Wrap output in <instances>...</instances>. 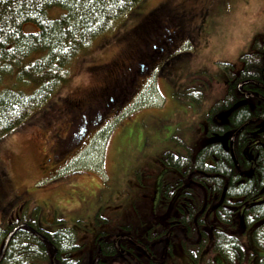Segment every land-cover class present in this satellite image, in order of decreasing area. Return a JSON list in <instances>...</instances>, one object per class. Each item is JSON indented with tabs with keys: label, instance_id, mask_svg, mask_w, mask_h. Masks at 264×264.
I'll list each match as a JSON object with an SVG mask.
<instances>
[{
	"label": "rangeland",
	"instance_id": "1",
	"mask_svg": "<svg viewBox=\"0 0 264 264\" xmlns=\"http://www.w3.org/2000/svg\"><path fill=\"white\" fill-rule=\"evenodd\" d=\"M158 6L157 11L163 7L199 11L194 23L205 9L206 20L194 41L186 35V42L175 48L172 61L160 64L161 60L144 72L146 77L138 83L141 90L127 97L119 110H108L100 118L89 109L92 121L75 146L84 111L74 102L81 99L79 94L84 98L91 88L102 85L107 71L103 66L133 53L135 26ZM189 18L186 15L184 22ZM168 31L172 34L173 28ZM263 35L264 0H142L70 63L58 94L0 140V167L7 178L0 183L7 190L0 222L25 217L39 206L42 226L75 230L83 248L73 255L94 260L99 232L117 233L123 225L140 226L152 216L161 176L171 179L178 173L163 163L161 154L183 152L202 138L205 114L223 95L229 70L239 69L241 55ZM92 66L100 67L93 71ZM217 120H224L223 115ZM56 143L54 159H46L49 146ZM251 250L254 257L247 264H257L264 249L252 244ZM173 251L176 259L169 258L166 264H208L204 258L192 259L177 241ZM215 264H224L218 254Z\"/></svg>",
	"mask_w": 264,
	"mask_h": 264
},
{
	"label": "trees",
	"instance_id": "2",
	"mask_svg": "<svg viewBox=\"0 0 264 264\" xmlns=\"http://www.w3.org/2000/svg\"><path fill=\"white\" fill-rule=\"evenodd\" d=\"M141 1L0 0V140L58 94L70 63ZM240 59V70L230 72L223 95L205 114L202 138L183 152L161 154L178 173L161 176L148 220L99 232L96 257L86 260L73 255L83 248L77 232L48 230L37 206L10 219L24 224L3 242L0 264H166L176 259V241L208 264H215L216 254L224 264L251 262L252 244L264 249V35ZM6 180L0 167V183ZM6 191L0 187V205ZM10 220L0 222L2 236Z\"/></svg>",
	"mask_w": 264,
	"mask_h": 264
},
{
	"label": "flooded vegetation",
	"instance_id": "3",
	"mask_svg": "<svg viewBox=\"0 0 264 264\" xmlns=\"http://www.w3.org/2000/svg\"><path fill=\"white\" fill-rule=\"evenodd\" d=\"M157 8L159 9V6L150 11L135 26V31L138 30V33L135 35L134 43L132 45V49H134L132 51L133 53L127 54L123 57H117L116 60L112 61L110 67L103 66L102 68L107 71L104 73L105 79L102 85L93 87L92 95L76 101V104H78L75 105L77 106L76 108L79 111H84L82 117L83 125L81 126L88 125L92 121L91 111L97 112L98 116L101 118V116L104 113H107L108 110L109 112L111 110H119L127 97L132 95L136 90H141V83L139 85L138 83L140 80L142 82V79L146 77H144V72H148L151 66H155L156 63L161 60L162 62L160 64H164L170 60L172 61L175 55V53L173 54L175 48L183 42H186V35L191 38L190 41H194L197 32L203 26L202 23L206 20L205 9L204 12H202L201 19H198L199 22L194 23V16L199 14V11L192 12L186 11L185 9L179 10L178 8L170 9V7H163L160 11H157ZM188 12L193 14H189ZM186 15H190V18L187 22H184ZM188 25L190 27L189 29ZM161 28L167 31V34L165 33L166 35L160 31ZM170 28H173L172 34H169L168 30ZM159 35H161L163 39H160ZM240 68L241 66L238 70H228L232 73H237ZM70 121L71 120H69V126L72 124V121ZM57 146V143L49 146V155H47L46 159H52L53 152ZM49 164L53 166L52 163ZM17 199L16 196L15 201ZM11 205L12 202L9 203L8 207ZM9 222H11V226H9L11 227V230L8 231L5 236H2L3 241L1 242V245L6 239L8 240V237L11 234L10 232L16 226L24 224L22 222L17 223V220H10Z\"/></svg>",
	"mask_w": 264,
	"mask_h": 264
},
{
	"label": "water",
	"instance_id": "4",
	"mask_svg": "<svg viewBox=\"0 0 264 264\" xmlns=\"http://www.w3.org/2000/svg\"><path fill=\"white\" fill-rule=\"evenodd\" d=\"M86 126V125H85ZM83 126V128L81 129L80 134L74 138V140H77V142L75 143V146L79 144V141H82L84 136H85V132L88 130L87 127ZM65 152H68V150H66ZM63 152H61L62 154ZM55 155L53 154V159H54ZM61 160V159H60ZM59 161V160H58ZM56 162V161H55Z\"/></svg>",
	"mask_w": 264,
	"mask_h": 264
}]
</instances>
